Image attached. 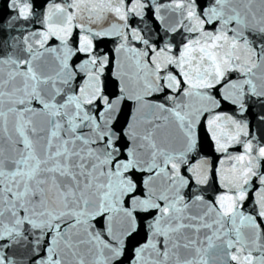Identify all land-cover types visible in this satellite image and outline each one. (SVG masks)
Listing matches in <instances>:
<instances>
[{"label":"snow or ice","instance_id":"6c2138e0","mask_svg":"<svg viewBox=\"0 0 264 264\" xmlns=\"http://www.w3.org/2000/svg\"><path fill=\"white\" fill-rule=\"evenodd\" d=\"M0 264H264V0H0Z\"/></svg>","mask_w":264,"mask_h":264}]
</instances>
